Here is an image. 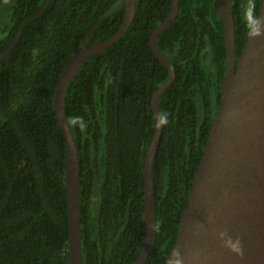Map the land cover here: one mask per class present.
<instances>
[{"label": "trees", "instance_id": "trees-1", "mask_svg": "<svg viewBox=\"0 0 264 264\" xmlns=\"http://www.w3.org/2000/svg\"><path fill=\"white\" fill-rule=\"evenodd\" d=\"M46 0H0L9 24L0 54ZM122 0H51L0 64V264H69L65 141L54 92L93 25ZM236 57L261 0H228ZM170 0H136L131 26L72 77L64 114L80 164L82 264H132L143 241V160L152 138L150 98L167 77L149 45ZM124 11L95 29L89 45L119 28ZM2 29V30H3ZM175 81L161 95L162 131L153 167L155 240L144 264H167L215 115L225 68L216 0H178L157 38Z\"/></svg>", "mask_w": 264, "mask_h": 264}, {"label": "water", "instance_id": "water-1", "mask_svg": "<svg viewBox=\"0 0 264 264\" xmlns=\"http://www.w3.org/2000/svg\"><path fill=\"white\" fill-rule=\"evenodd\" d=\"M50 3L51 0H46L35 15L20 24L14 39L0 54V64L17 44L22 30L39 18ZM216 3L225 49L220 98L167 264H264V0L259 3L238 57L229 1L216 0ZM121 10L124 11L123 21L114 34L89 45L96 27ZM113 13L93 25L61 72L54 92L55 119L65 141L69 264H82L80 164L64 114L65 93L72 77L90 58L105 51L125 34L136 14V0H122ZM177 13L178 0H170L167 17L149 38L151 51L166 69L167 77L150 98L154 128L143 160L144 232L141 248L132 264L145 263L155 240L153 167L162 131L158 104L161 95L175 81L174 68L156 42Z\"/></svg>", "mask_w": 264, "mask_h": 264}, {"label": "rangeland", "instance_id": "rangeland-1", "mask_svg": "<svg viewBox=\"0 0 264 264\" xmlns=\"http://www.w3.org/2000/svg\"><path fill=\"white\" fill-rule=\"evenodd\" d=\"M8 15H9V11L7 12L6 6H1L0 7V37L2 36V33L4 31L3 28L9 24Z\"/></svg>", "mask_w": 264, "mask_h": 264}, {"label": "clouds", "instance_id": "clouds-1", "mask_svg": "<svg viewBox=\"0 0 264 264\" xmlns=\"http://www.w3.org/2000/svg\"><path fill=\"white\" fill-rule=\"evenodd\" d=\"M161 122H162V123H166V120H162Z\"/></svg>", "mask_w": 264, "mask_h": 264}]
</instances>
